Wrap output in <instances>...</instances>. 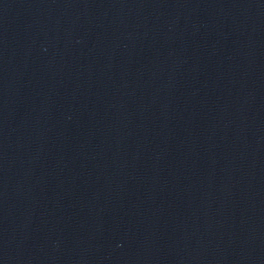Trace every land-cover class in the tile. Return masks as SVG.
<instances>
[{"label": "water", "instance_id": "1", "mask_svg": "<svg viewBox=\"0 0 264 264\" xmlns=\"http://www.w3.org/2000/svg\"><path fill=\"white\" fill-rule=\"evenodd\" d=\"M0 264H264V0H0Z\"/></svg>", "mask_w": 264, "mask_h": 264}]
</instances>
